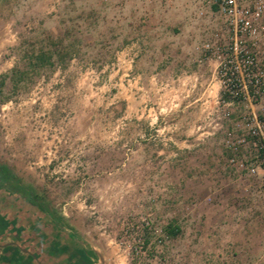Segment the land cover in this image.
Returning <instances> with one entry per match:
<instances>
[{
  "label": "rangeland",
  "instance_id": "374dc122",
  "mask_svg": "<svg viewBox=\"0 0 264 264\" xmlns=\"http://www.w3.org/2000/svg\"><path fill=\"white\" fill-rule=\"evenodd\" d=\"M228 35L199 0H0V179L38 263L264 264L262 182L229 167L240 111L203 51Z\"/></svg>",
  "mask_w": 264,
  "mask_h": 264
},
{
  "label": "built area",
  "instance_id": "2783aa9c",
  "mask_svg": "<svg viewBox=\"0 0 264 264\" xmlns=\"http://www.w3.org/2000/svg\"><path fill=\"white\" fill-rule=\"evenodd\" d=\"M199 1L215 10L229 31L223 45H203L204 55L218 62L215 72L221 84L219 103L240 111L235 129L224 139L229 167L238 174L260 178L264 193V109L257 110L264 97L260 58L264 0Z\"/></svg>",
  "mask_w": 264,
  "mask_h": 264
},
{
  "label": "crops",
  "instance_id": "0c3cea01",
  "mask_svg": "<svg viewBox=\"0 0 264 264\" xmlns=\"http://www.w3.org/2000/svg\"><path fill=\"white\" fill-rule=\"evenodd\" d=\"M19 201L12 195L0 193V264H40L36 256L22 245L26 239H21L20 235L28 230L17 222L20 214H26L24 202Z\"/></svg>",
  "mask_w": 264,
  "mask_h": 264
},
{
  "label": "trees",
  "instance_id": "16d2710c",
  "mask_svg": "<svg viewBox=\"0 0 264 264\" xmlns=\"http://www.w3.org/2000/svg\"><path fill=\"white\" fill-rule=\"evenodd\" d=\"M46 57L43 54H37V55H32L29 59V65L32 68H38L42 65L45 64V60ZM14 74L17 76H22V72L20 70L14 69ZM5 78L6 76H3L0 78V85H4L5 83ZM0 188H3L6 192H8L11 195L16 194L19 191V188H17V186H12L11 183L9 182V180L5 179V180H1L0 179ZM19 193V192H18ZM178 229H171L170 232L172 235H176Z\"/></svg>",
  "mask_w": 264,
  "mask_h": 264
}]
</instances>
